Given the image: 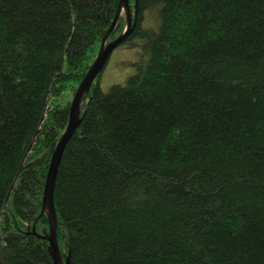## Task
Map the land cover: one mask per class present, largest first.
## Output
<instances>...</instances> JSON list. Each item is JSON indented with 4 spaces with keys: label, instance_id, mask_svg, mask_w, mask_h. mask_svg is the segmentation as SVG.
<instances>
[{
    "label": "trees",
    "instance_id": "1",
    "mask_svg": "<svg viewBox=\"0 0 264 264\" xmlns=\"http://www.w3.org/2000/svg\"><path fill=\"white\" fill-rule=\"evenodd\" d=\"M119 0H0V264H53L40 213ZM141 60L99 73L57 168L69 264H264V0H129ZM122 12L107 38L125 29ZM84 97V96H83ZM35 223V224H34Z\"/></svg>",
    "mask_w": 264,
    "mask_h": 264
},
{
    "label": "water",
    "instance_id": "2",
    "mask_svg": "<svg viewBox=\"0 0 264 264\" xmlns=\"http://www.w3.org/2000/svg\"><path fill=\"white\" fill-rule=\"evenodd\" d=\"M122 12L125 14L126 17L125 29L116 39L107 43V38L111 33L113 27L115 26L119 15ZM132 27L133 25L129 7V0H119L115 16L110 26L101 38L97 55L73 94L69 105V117L66 128L61 137L59 138L52 153L43 189L41 210L39 215L35 219L36 223L43 214H46L48 222V234L39 235L36 232L34 225L31 227V234L37 236L38 238L48 241V250L52 257L53 264H69L70 259V252H68L63 261L57 242V218L53 202V191L58 165L60 163V159L67 142L72 137L74 131L78 128L80 124L81 119H79V114L80 102L82 100V97L89 91L97 75L103 71L111 53L126 39V37L131 32Z\"/></svg>",
    "mask_w": 264,
    "mask_h": 264
},
{
    "label": "rangeland",
    "instance_id": "3",
    "mask_svg": "<svg viewBox=\"0 0 264 264\" xmlns=\"http://www.w3.org/2000/svg\"><path fill=\"white\" fill-rule=\"evenodd\" d=\"M138 38L131 42L119 45L110 55L103 71L98 79V86L102 91H106L111 85L123 84L125 80L136 71L135 64L141 60L142 48ZM87 94V93H86ZM82 97V101L87 99V95ZM70 88H67L58 103L71 101Z\"/></svg>",
    "mask_w": 264,
    "mask_h": 264
}]
</instances>
